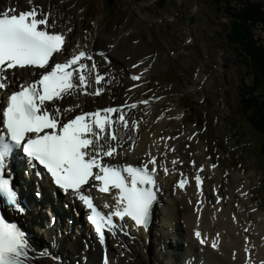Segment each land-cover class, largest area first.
<instances>
[{
	"label": "snow or ice",
	"instance_id": "obj_1",
	"mask_svg": "<svg viewBox=\"0 0 264 264\" xmlns=\"http://www.w3.org/2000/svg\"><path fill=\"white\" fill-rule=\"evenodd\" d=\"M28 2L32 4V0ZM50 17L51 13L35 6L0 12V202L18 214L24 212L8 167L12 156L20 152L37 177L47 175L54 187L83 204L86 218L101 241L105 231H123L126 219L137 229H146L157 200V157L149 154L139 166L109 162L121 155L118 149L124 143L134 140L132 133L138 130L139 122L130 119L125 109H136L138 104L82 111L68 118L75 108L62 107L63 100L78 94L99 96L108 80L99 72L93 55L85 50L74 49L63 62H53L54 56L64 53L66 36L54 30L56 22ZM18 70L30 71L36 78L19 82L16 90L5 91L11 84L10 73L15 75ZM141 79L142 74L131 76L133 81ZM140 103L148 105L150 101ZM177 163L176 159L171 161L173 166ZM191 163L195 166V161ZM203 171L200 166L194 176L198 190H202ZM163 172L168 175V167ZM180 176L176 186L183 190L189 179L183 173ZM92 190L112 196L115 203L102 206L111 211L105 213L94 204ZM194 237L202 246L209 244V238L199 230L194 231ZM218 240L219 234L211 240L213 249L218 248ZM244 251L250 250L245 247ZM30 254L26 232L0 215V264H29ZM248 264L253 262L249 260Z\"/></svg>",
	"mask_w": 264,
	"mask_h": 264
},
{
	"label": "bare ground",
	"instance_id": "obj_2",
	"mask_svg": "<svg viewBox=\"0 0 264 264\" xmlns=\"http://www.w3.org/2000/svg\"><path fill=\"white\" fill-rule=\"evenodd\" d=\"M11 1L22 6L26 4L25 2H28V0ZM32 1L37 5H41L47 13H51L50 19L56 22L54 30L65 34L66 46L61 56L69 57L74 49L77 51L85 50L93 55L99 72L105 75L108 80V83L102 84L105 90L98 97L85 94L73 95L63 100L61 106L74 107L75 110L72 113L75 114L86 108L94 110L95 108L118 107L125 103L129 105L137 103L138 107L136 109H125V111L128 112L130 119L139 122L138 130L132 133L134 140L127 141L124 143L123 148L119 149L121 155L117 156L116 159L121 162L129 161L143 164L144 161L149 159V154L157 157L159 165L157 174L165 189V195L160 197L161 203L156 207L157 214L148 234L149 241L146 243L148 239L144 233H137L135 235L137 239L134 241L137 244L132 251V261H127V256L122 258L119 252L117 257L109 259V264H135L136 262L140 264H161V262L162 264H182V262L190 259L188 264H247L246 261L249 260L253 264H261L264 261V227L262 225L264 216L249 203L247 189L245 186L240 185L238 176L232 175L226 193L222 192L220 194L216 189L215 203L207 205L204 192L208 184L204 181L202 190L197 192L191 183V177L193 173L198 171L200 166H203L204 171L201 174H214L216 179L219 180L220 170L217 167H212L214 164L211 160L201 158L203 146H201L202 149L198 148V151L190 160L186 161L183 145L185 140L193 133L182 127L181 118L170 119L163 117L159 112L153 113V109L159 107L158 101L151 99L148 105L140 103L147 99H139L137 87L147 77L146 73L150 71V62H146L143 59L144 56H134L129 52H125L122 37V42L118 44L116 40L110 37L99 36L98 28L95 30L97 32L93 33L92 26L87 29L86 34L80 35V32H78L80 31L79 25L75 24L76 10H72L73 4L75 5L74 0ZM6 2L7 0H4V4ZM94 24L97 25L95 21ZM111 43L116 44L113 51L107 48V45ZM100 53H103V55H100ZM109 54H112L118 62ZM105 57H107L108 62L105 61ZM87 63L90 65L92 61H87ZM134 64L139 65V67L134 68ZM135 74H142V79L132 82L130 76ZM10 77H13L10 88L19 81L34 78L30 71L25 70H18L15 75L10 73ZM93 90L94 88L89 89V91ZM76 105H79V107H75ZM162 137L164 139H161ZM194 140H197V135ZM130 145H132L131 151H129ZM172 148L175 151H171ZM125 152H127V155L124 154ZM173 159L178 160L175 166L171 164ZM192 161H195V166L191 163ZM186 162L194 167L192 173L182 169V167H188L185 164ZM165 166L169 169L168 175L163 172ZM180 173L184 174V178L189 179V183L183 190L176 187L178 178H181ZM20 180L21 178H16V185L19 184ZM48 198L46 194L39 204L27 192L24 199L29 210L23 207L24 214L15 213L16 223L21 226V229H25L31 234L33 242L31 238L29 241L33 245L32 249L35 251H38L39 247L50 249V253L44 254L45 259H39L35 263L74 264L71 258L74 256L76 258V255L87 258L88 263L85 264H92L93 260L91 261V259H94L95 263H99V246H96L93 240L89 239L92 235L91 230L82 220L72 219L68 222L64 217L67 212L60 208L61 211L56 212L54 224H49L50 213H46L49 204L39 209V206L44 205ZM218 198L219 203H217ZM56 201L53 197L51 198V210L55 208L54 204L58 202ZM67 227L72 228V231H66ZM245 229H248V231H245ZM169 230L172 231L169 232ZM196 230L209 238V244L205 246L209 247L211 252H219V255L212 252L213 255L209 253L210 256H205L206 263L198 261V259L202 260L201 257L204 254H201V257L191 254L198 242L194 237V231ZM217 234H219L218 248L213 249L210 243L212 239L217 237ZM191 241L193 242L191 243ZM119 242L120 245L125 243L123 238ZM176 242L180 243L176 244ZM185 243L186 245L183 246ZM84 245L88 246V251L85 250ZM172 246H174L173 249L176 252L173 251ZM205 246H200L199 249ZM245 247L249 248L248 253L244 251ZM121 251L123 252V250ZM202 253H205V251L203 250ZM50 254L58 255L60 260L54 261L48 258L52 256ZM222 257H225V260L221 259Z\"/></svg>",
	"mask_w": 264,
	"mask_h": 264
},
{
	"label": "rangeland",
	"instance_id": "obj_3",
	"mask_svg": "<svg viewBox=\"0 0 264 264\" xmlns=\"http://www.w3.org/2000/svg\"><path fill=\"white\" fill-rule=\"evenodd\" d=\"M138 1L114 0V8H111L107 0H74L72 10H76L78 32L86 34L92 26L96 33L98 28L99 36L110 37L118 44L123 38L125 52L148 57L150 71L139 93L153 98L160 96L158 103L163 105L165 116L181 118L182 126L189 132L194 130L193 125L199 128L200 142L207 148L206 156L220 170L219 180L214 174H205L209 183L205 194L210 202L215 200L214 188L226 193L232 175H237L240 185L250 189V204L264 213L262 137L248 124L240 102L244 92L242 84L249 86L250 77L244 64L237 62L233 46L225 39V29L230 22L223 10L225 3L163 0L158 7L156 0ZM243 1L264 4V0ZM231 6L237 9L240 3L232 2ZM189 16H193L192 24L188 23ZM254 33L262 37L260 29ZM187 37L193 42L187 44ZM115 47L114 43L107 45L111 51ZM198 148L202 149L192 139L185 140L186 160H190ZM201 153L204 158L205 149ZM187 166L191 169L189 164ZM262 225L264 227V222ZM212 252L205 246L200 249L203 257L196 250L191 254L197 253L196 256L203 260L198 261L206 263L205 256L219 255V252ZM78 260L81 262L80 258Z\"/></svg>",
	"mask_w": 264,
	"mask_h": 264
},
{
	"label": "trees",
	"instance_id": "obj_4",
	"mask_svg": "<svg viewBox=\"0 0 264 264\" xmlns=\"http://www.w3.org/2000/svg\"><path fill=\"white\" fill-rule=\"evenodd\" d=\"M232 2L240 3L238 10L231 7ZM224 3L226 13L232 17L226 39L233 44L252 78L251 87L242 93V102L249 125L262 137L264 155V38L262 42L255 40L253 33V28L258 26L264 33V4L243 0H225Z\"/></svg>",
	"mask_w": 264,
	"mask_h": 264
},
{
	"label": "water",
	"instance_id": "obj_5",
	"mask_svg": "<svg viewBox=\"0 0 264 264\" xmlns=\"http://www.w3.org/2000/svg\"><path fill=\"white\" fill-rule=\"evenodd\" d=\"M159 5L161 4V1H160V3H158ZM192 21V19L190 20V22Z\"/></svg>",
	"mask_w": 264,
	"mask_h": 264
}]
</instances>
